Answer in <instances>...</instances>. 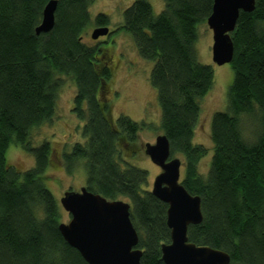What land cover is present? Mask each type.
<instances>
[{
    "label": "trees",
    "instance_id": "obj_1",
    "mask_svg": "<svg viewBox=\"0 0 264 264\" xmlns=\"http://www.w3.org/2000/svg\"><path fill=\"white\" fill-rule=\"evenodd\" d=\"M48 1L0 0V264H88L58 230L62 207L44 184L51 146L29 141L33 128L52 120L61 76L75 82L71 110L83 121L84 137L62 151L65 171L82 163L87 190L128 202L140 264H165L160 247L170 241L167 205L150 193L147 171L122 158L145 124L124 115L113 119L104 95L112 73L109 48L82 41L93 0H57L52 30L36 35ZM163 4L154 15L147 0H134L119 29L131 34L140 57L154 62L149 81L159 128L170 155L182 157V185L200 198L202 221L188 226V241L225 251L232 264H264V0L240 11L230 33L233 78L227 110L211 118L206 176L197 169L206 148L193 144V134L213 71L197 60L195 42L213 0ZM108 25L107 15L95 16V28ZM242 117L255 127L252 141L243 137ZM10 143L33 155L31 168L19 171L6 162Z\"/></svg>",
    "mask_w": 264,
    "mask_h": 264
},
{
    "label": "rangeland",
    "instance_id": "obj_2",
    "mask_svg": "<svg viewBox=\"0 0 264 264\" xmlns=\"http://www.w3.org/2000/svg\"><path fill=\"white\" fill-rule=\"evenodd\" d=\"M134 0H93L89 7L90 21L82 32V41L89 46L102 44L109 48L111 63V78L105 85L104 95L107 96L112 108V117L116 120L120 115L129 117L136 122H143L138 139L130 148L123 147L122 158L130 165L144 169L148 173L147 187L150 190L154 177L160 168L154 165L144 154L143 145L153 143L155 137L162 134L160 130V107L155 89L151 86L149 76L153 61L145 60L139 56L134 40L127 31L119 29L123 25L124 12ZM154 15L163 8V0H147ZM105 14L109 18L108 30L110 35L91 38L94 19L98 14ZM104 41H108L105 43ZM104 42V43H103ZM212 33L206 22L197 26V40L195 53L201 64L209 65L213 71V83L209 92L199 100V114L194 127L193 144L206 148V154L199 160L197 169L206 176L213 154V143L210 138V122L215 112L227 110V91L232 82L233 70L230 63L218 65L213 62L211 54ZM62 85L58 90L56 108L52 120L35 127L30 132L32 146L48 141L51 150V163L46 170L44 181L47 189L52 193L56 202L63 192L79 190L85 186L86 173L82 163H76L71 172L65 171L62 164V151L68 152L77 142H83V121L77 119L71 107L76 92L75 82L61 76ZM243 137L253 140L254 126L246 118H241ZM179 157L182 161V157ZM6 162L19 171H24L34 165L33 155L24 151L18 145L10 143L6 153ZM184 167H180V181L183 177ZM121 200H124L121 198ZM61 207V206H60ZM61 221L67 223L69 214L61 208Z\"/></svg>",
    "mask_w": 264,
    "mask_h": 264
},
{
    "label": "water",
    "instance_id": "obj_3",
    "mask_svg": "<svg viewBox=\"0 0 264 264\" xmlns=\"http://www.w3.org/2000/svg\"><path fill=\"white\" fill-rule=\"evenodd\" d=\"M255 0H213L206 25L212 33V60L218 65L230 63L233 58L234 30L240 11L251 12ZM57 0H49L42 10L35 34L48 33L54 25ZM109 33L108 27H96L91 38ZM144 154L160 168L154 177L150 193L167 205L166 224L170 230L169 243L160 247L165 264H232L229 255L220 249L196 245L188 241L189 225L202 221L200 198L191 195L180 181L179 157L170 155L165 134L155 137L153 143L143 145ZM70 219L61 222L58 230L71 247L88 264H140L141 250L137 248L138 234L130 220V204L124 200H107L85 186L66 190L59 200Z\"/></svg>",
    "mask_w": 264,
    "mask_h": 264
}]
</instances>
